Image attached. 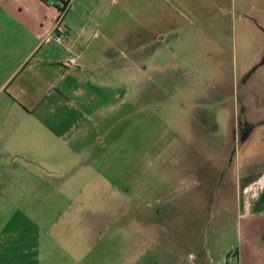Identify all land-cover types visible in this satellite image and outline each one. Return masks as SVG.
Returning <instances> with one entry per match:
<instances>
[{
    "label": "rangeland",
    "instance_id": "1",
    "mask_svg": "<svg viewBox=\"0 0 264 264\" xmlns=\"http://www.w3.org/2000/svg\"><path fill=\"white\" fill-rule=\"evenodd\" d=\"M40 1L70 40L0 32L38 119L0 137V264H264V0Z\"/></svg>",
    "mask_w": 264,
    "mask_h": 264
},
{
    "label": "crops",
    "instance_id": "2",
    "mask_svg": "<svg viewBox=\"0 0 264 264\" xmlns=\"http://www.w3.org/2000/svg\"><path fill=\"white\" fill-rule=\"evenodd\" d=\"M21 2V1H20ZM19 0L16 2L6 3V0L0 3V32L16 36L18 38H25V41H34L36 42L35 47L29 51L27 54V58L29 55H32L34 52H40L44 46H40V43L48 42L46 41L47 36L52 33L54 28V20L57 18V14L52 7L46 6L40 0H31V3H20ZM28 4H33V10L26 8L28 13H33L30 16L23 8ZM23 12L26 13V18H22L21 15ZM46 47V46H45ZM264 53V48L263 52ZM262 56V55H261ZM55 58V59H53ZM61 54L59 51H56L54 56L51 57L50 61L51 65L57 66L59 64L58 60H61ZM54 62V63H53ZM23 63L20 65L17 64L16 67H13L10 71L3 69L0 67V95L1 93H7L6 98L0 99V111L2 107L8 105V113L3 115L0 113V137L9 138V142H13L15 137L20 135L19 126L24 125L27 126L29 122V117H32L34 121H38L37 118L30 114V112H26L23 108L22 111L25 112V115H22L19 110L18 104L16 103L14 97L11 95V86L13 81H16V72L23 67ZM42 65V64H41ZM53 67L49 68L50 71L53 70ZM34 69V68H33ZM55 71V70H54ZM26 95L27 102L32 104H41L44 100H31L34 97L31 94V91L24 92ZM62 94V90L59 92ZM42 99V98H41ZM25 134H31L30 132L25 131ZM12 149V147L10 148ZM262 203H260V206Z\"/></svg>",
    "mask_w": 264,
    "mask_h": 264
},
{
    "label": "built area",
    "instance_id": "3",
    "mask_svg": "<svg viewBox=\"0 0 264 264\" xmlns=\"http://www.w3.org/2000/svg\"><path fill=\"white\" fill-rule=\"evenodd\" d=\"M49 1L51 2L52 6L57 5L55 0H49ZM64 11H65V7H64ZM59 27H60L59 23H57L54 26L52 33H50L47 36L46 41L54 40L57 44H60V45L69 42L70 36L67 34L66 31L64 32V34H62L61 31H59ZM55 32H57V34H54Z\"/></svg>",
    "mask_w": 264,
    "mask_h": 264
},
{
    "label": "flooded vegetation",
    "instance_id": "4",
    "mask_svg": "<svg viewBox=\"0 0 264 264\" xmlns=\"http://www.w3.org/2000/svg\"><path fill=\"white\" fill-rule=\"evenodd\" d=\"M259 65H260V67L261 66L264 67V53L262 55V58L260 59V64ZM263 73H264V71L262 72V74ZM257 101L259 102V110H260V112L264 113V94H263V96H259ZM245 112L246 111H243L244 115L246 114ZM245 122H246L247 125L249 124L247 119L245 120Z\"/></svg>",
    "mask_w": 264,
    "mask_h": 264
}]
</instances>
